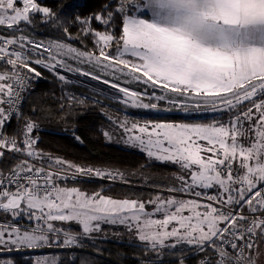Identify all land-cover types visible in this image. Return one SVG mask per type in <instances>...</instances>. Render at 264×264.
<instances>
[{"label":"snow or ice","instance_id":"snow-or-ice-1","mask_svg":"<svg viewBox=\"0 0 264 264\" xmlns=\"http://www.w3.org/2000/svg\"><path fill=\"white\" fill-rule=\"evenodd\" d=\"M77 7L63 12L77 28L73 37L68 21L39 0H0V254L82 248L105 226H120L143 244L144 264L169 249L179 252L171 264H264V0H112L72 16ZM37 21L62 28L65 40L29 35ZM71 40H90L92 48ZM37 66L61 82L65 72L100 80L123 94L126 107L157 114L211 108L230 116L211 123L113 121L127 146L177 171L171 183L153 181L158 190L146 200L115 198L103 188L89 193L65 181H132L38 147V125L22 112L25 92L42 76ZM68 99L70 106L84 103ZM13 120L23 125L9 135ZM69 256L67 264H77ZM35 264L65 261L52 254Z\"/></svg>","mask_w":264,"mask_h":264},{"label":"trees","instance_id":"trees-1","mask_svg":"<svg viewBox=\"0 0 264 264\" xmlns=\"http://www.w3.org/2000/svg\"><path fill=\"white\" fill-rule=\"evenodd\" d=\"M75 2L79 5L72 16L77 14L88 16L93 11H98L104 3H112V0H44L42 6H47L60 17V21L68 23L72 36L77 35V28L71 24V17L63 15L65 6ZM97 26L94 24V27ZM118 30V29H117ZM29 35L37 40H65L62 28L57 29L53 25H41L37 21L35 31ZM77 48L85 44L92 48L90 40L67 41ZM41 78L31 85V90L25 92L27 103L23 104L22 112L25 118L33 119L38 128L33 136L38 138V147L45 153L54 157H61L76 165L94 167L104 170H119L124 172L131 184H123L120 181L112 182L99 178L83 182H66L67 186H77L91 193L103 188L104 194L115 198H140L148 199L158 190L153 184L168 182L177 171V166L170 163H160L149 159L146 153L137 148L129 147L122 140V134L113 121L123 115L131 121L143 122L145 120L163 117L170 122H205L227 121L230 114L220 111L213 114L200 116H184L179 114H154V113H130L119 103L99 95L90 89L78 85L75 82H61L52 73L44 69ZM70 97L83 100V104L69 105ZM64 105V108H61ZM33 108L36 109L33 112ZM112 117V120H109ZM23 121L13 120L7 127V133L12 135L22 128ZM108 131L111 134L109 140L103 135ZM79 136L77 141L74 137ZM3 166V165H1ZM133 174V175H128ZM167 195V193H165ZM23 223V222H22ZM74 230L77 227L72 226ZM143 244L135 234L120 226H105L104 231L95 234L90 239L84 240L82 248L62 249L45 247L44 254L59 253L61 260L70 259L69 253L77 258V264H144L145 253ZM173 250L157 257L153 255L150 264H171V261L179 256L172 255ZM35 254L13 251L0 259H11L13 264H35ZM195 260H190L193 264Z\"/></svg>","mask_w":264,"mask_h":264},{"label":"rangeland","instance_id":"rangeland-1","mask_svg":"<svg viewBox=\"0 0 264 264\" xmlns=\"http://www.w3.org/2000/svg\"><path fill=\"white\" fill-rule=\"evenodd\" d=\"M42 1L44 0H39L40 3H42ZM45 43H47L46 41H44ZM49 42V41H48ZM81 67H84V66H81ZM39 69H42L40 68L39 66H37V70L40 71ZM45 70V69H44ZM85 70H88V71H91L90 68H85ZM99 74V73H97ZM65 77H66V82H75L77 83L78 85H81L83 87H86L88 89H90L91 91L95 92V93H98L99 95L103 96V97H107L117 103H119L126 111L130 112V113H151V112H148L147 110H143V109H136V108H131V107H126L125 105H123L122 103L119 102L120 98L122 97L123 94L121 93H118L116 89H112L110 87V85H106L104 83H102V81L100 80H94L92 79L90 76H84V75H80L78 73H75V72H65L64 73ZM108 79H111V77H106ZM120 83L122 84V86H127V87H130L132 88L133 90H138V91H142L143 90V86L142 85H137V84H130V85H123V81H120ZM163 107H168V105H162ZM217 112H220V111H213L211 110V108H207V109H202L200 112H193V113H189V114H186L184 112H181L179 110H173V111H170V112H161V113H158V114H179V115H184V116H200V115H206V114H213V113H217ZM154 114H157V113H154ZM119 120H124V119H127L131 122V120L129 118H127L126 116H122L121 118H118ZM117 120V119H115ZM122 140H126V137H124ZM75 226V225H73ZM77 227V226H75ZM44 248H41V249H37V250H21L19 252H26V253H39V254H35V261L37 258H40L44 255H52V254H59V253H49V254H44L43 252H40V251H43ZM9 253H3V254H0V256H7ZM60 256V254H59ZM61 259V257H60Z\"/></svg>","mask_w":264,"mask_h":264},{"label":"built area","instance_id":"built-area-1","mask_svg":"<svg viewBox=\"0 0 264 264\" xmlns=\"http://www.w3.org/2000/svg\"><path fill=\"white\" fill-rule=\"evenodd\" d=\"M93 179H96V178L95 177H91V178H89V177H80V178H78V181H74V180L69 179L66 182H83V181H89V180H93ZM189 264H190V262H189ZM193 264H196V261L193 262Z\"/></svg>","mask_w":264,"mask_h":264}]
</instances>
